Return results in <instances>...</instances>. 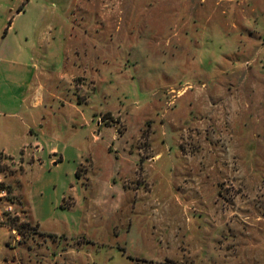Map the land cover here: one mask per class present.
I'll use <instances>...</instances> for the list:
<instances>
[{"label":"rangeland","instance_id":"obj_1","mask_svg":"<svg viewBox=\"0 0 264 264\" xmlns=\"http://www.w3.org/2000/svg\"><path fill=\"white\" fill-rule=\"evenodd\" d=\"M24 1L0 35L72 8V52L25 23L0 62V264H264V0Z\"/></svg>","mask_w":264,"mask_h":264},{"label":"crops","instance_id":"obj_2","mask_svg":"<svg viewBox=\"0 0 264 264\" xmlns=\"http://www.w3.org/2000/svg\"><path fill=\"white\" fill-rule=\"evenodd\" d=\"M12 1V0H10ZM30 0L27 2L24 1V6L22 7V10L17 13V18L22 16L24 12L25 6L29 3ZM207 1V0H203ZM210 1H216V2H237L241 4L244 1H256V0H210ZM73 8L76 7V4L78 5L79 0H72ZM21 7V6H20ZM18 7V8H20ZM64 11H68L67 14H61L60 16H54V15H37V16H28L27 20H23L21 26L19 25V28L16 27L15 24V18L13 20L12 18L8 19V23L10 21V24L4 29V32L0 35V62L5 61L9 62L12 65H18L19 63H23V66L27 65V61L30 60L31 58L28 56L27 59L22 60V53L21 50L16 46L13 41H11L9 38L12 36V34H18L21 33L22 37L27 39V36L29 35L28 33L36 32L37 37L39 38H45L47 39V43H52L56 38H60L61 40V49H60V55L59 56V61L62 63L63 68L66 70V66L68 63V58L69 55L72 52V47L68 44V42L72 39L73 35L69 31L70 28L73 31V25L70 24L68 25L71 21V19L74 17V14H72L73 9L70 8L69 10L64 7ZM69 13V14H68ZM25 23H29L28 27L30 28V31H25V28L27 27ZM68 25V26H67ZM68 28V29H67ZM13 34V35H14ZM76 55V54H75ZM20 65V64H19ZM22 65V64H21ZM27 67V66H26ZM35 68V67H33ZM74 68V64L71 65V69ZM44 71H48L49 74H53L52 71L50 70H43L41 69H34V75L33 79L35 81H30L29 83L26 84L25 90L23 91V94L20 98H16L12 96V101L16 104V107L13 108V110L9 111L6 113L11 118H19L21 119L20 111L21 109L24 110L23 112L25 113V116L29 117H34V113L37 112V110L43 105L44 102V95L42 91L44 90V83L41 81L40 77L44 76L45 73ZM61 77L66 76V72H58ZM37 141L34 142L33 145H36ZM79 149V148H78ZM32 156H35V153L31 154ZM59 155L58 158H51L50 162L53 165H56L60 161L63 160L62 154L56 149V148H51L49 151V156L53 157ZM43 156V155H41ZM39 160H42V158H39ZM34 164V162L32 163ZM3 212H0V215ZM4 219H2L3 221Z\"/></svg>","mask_w":264,"mask_h":264},{"label":"trees","instance_id":"obj_3","mask_svg":"<svg viewBox=\"0 0 264 264\" xmlns=\"http://www.w3.org/2000/svg\"><path fill=\"white\" fill-rule=\"evenodd\" d=\"M25 1L27 2L28 0H25ZM23 6H24V3H22L21 7L17 9V13H19L22 10ZM9 24H10V21H9ZM76 176H77V172H76ZM6 224L9 225L10 228H12V229H17L16 225L13 222L7 223V221H6Z\"/></svg>","mask_w":264,"mask_h":264},{"label":"built area","instance_id":"obj_4","mask_svg":"<svg viewBox=\"0 0 264 264\" xmlns=\"http://www.w3.org/2000/svg\"><path fill=\"white\" fill-rule=\"evenodd\" d=\"M5 196H6L5 191L0 190V200H1L3 197H5ZM8 210H11V209H10L9 207L4 208V211H5V212H8Z\"/></svg>","mask_w":264,"mask_h":264}]
</instances>
